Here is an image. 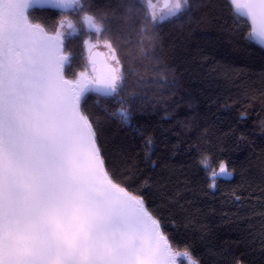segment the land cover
Instances as JSON below:
<instances>
[{
  "label": "trees",
  "instance_id": "obj_1",
  "mask_svg": "<svg viewBox=\"0 0 264 264\" xmlns=\"http://www.w3.org/2000/svg\"><path fill=\"white\" fill-rule=\"evenodd\" d=\"M28 14L48 32L72 22L68 79L89 68L84 41L97 38L84 15L113 42L121 88L86 94L83 108L115 180L143 197L173 251L197 264H264V48L227 0H189L184 13L155 23L145 0H80L66 13ZM221 162L231 176L213 186ZM177 264L188 262L178 256Z\"/></svg>",
  "mask_w": 264,
  "mask_h": 264
},
{
  "label": "snow or ice",
  "instance_id": "obj_2",
  "mask_svg": "<svg viewBox=\"0 0 264 264\" xmlns=\"http://www.w3.org/2000/svg\"><path fill=\"white\" fill-rule=\"evenodd\" d=\"M148 7L156 5L147 0ZM264 47V0H227ZM34 3L62 9L80 0H0V264H177L161 222L130 187L115 180L83 101L88 93L113 95L123 71L102 27L83 17L108 50L103 71L90 54L87 69L65 76L64 27L48 32L30 21ZM189 0L165 3L166 17L188 10ZM158 14L151 13L155 23ZM97 55H104L97 53ZM127 122L129 114L121 112ZM203 166L211 167L207 157ZM231 176L223 162L211 181ZM240 199L239 196L236 197Z\"/></svg>",
  "mask_w": 264,
  "mask_h": 264
},
{
  "label": "water",
  "instance_id": "obj_3",
  "mask_svg": "<svg viewBox=\"0 0 264 264\" xmlns=\"http://www.w3.org/2000/svg\"><path fill=\"white\" fill-rule=\"evenodd\" d=\"M166 2L169 3V0H164V1H163V3H162V8H164V4H165ZM73 7H74V5H73L72 7H70V8L62 9V8H58V7H53V6H51L50 4H48V3H34L30 9H33V8H37V9H51V10H55V11H58V12L66 13V12H68V11H71V10L73 9ZM30 9H29V10H30ZM29 10H28V11H29ZM84 16H85V15H84ZM63 21L67 22V19L65 18ZM82 22H83V25H84V27H85V30H86L88 33H91V34L96 33L93 29H90V28L88 27V25L84 22V19H82ZM65 28H66L67 30H69L66 26H65ZM64 31H65V30H64ZM253 39H254V40L260 45V43H259L254 37H253ZM263 48H264V47H263ZM94 49H96V48H94ZM92 50H93V49H92ZM97 53H102V52H99V51H97V50H94V51H92L91 53H89L88 58H87V63H88V60H89V56H90V54H91V55H93V56L96 58V60H97V71H103V70H104V68H103V64H104V61H105V56H104V55H97ZM103 54H104V53H103ZM65 56H67V55L65 54ZM67 62H68V56H67V60H66L64 66H66ZM88 64H89V63H88ZM93 94L98 95V96H100V97H102V96H106V95H103V94H100V93H93ZM108 96H112V95H108ZM180 258H185V257H183V256L181 255Z\"/></svg>",
  "mask_w": 264,
  "mask_h": 264
},
{
  "label": "rangeland",
  "instance_id": "obj_4",
  "mask_svg": "<svg viewBox=\"0 0 264 264\" xmlns=\"http://www.w3.org/2000/svg\"><path fill=\"white\" fill-rule=\"evenodd\" d=\"M145 1H146V4H147V7H148V2H147V0H145ZM163 1L164 0H151L152 4L156 5V7L154 9H150L148 7V13H149L150 17H151V13L153 11H155L158 14L157 21H163V20L168 19V18H161V17H166V15H167V9L166 8H162ZM171 2H172V0H169V3H171ZM65 26H66V23H65ZM64 30H65V33L66 32L69 33L71 31V29L70 30H66L65 27H64ZM96 39L97 38H93V39L88 38L87 40L90 41L92 44H95L96 43ZM84 47H85L86 54H89L90 52H89L88 46H86L85 43H84ZM96 49H101L104 52V54L107 56L108 50L106 48H104L102 44L100 46H98ZM87 70L89 71V68Z\"/></svg>",
  "mask_w": 264,
  "mask_h": 264
},
{
  "label": "flooded vegetation",
  "instance_id": "obj_5",
  "mask_svg": "<svg viewBox=\"0 0 264 264\" xmlns=\"http://www.w3.org/2000/svg\"><path fill=\"white\" fill-rule=\"evenodd\" d=\"M64 19H65V18H64ZM64 19H63V20H64ZM94 50H97V51H99V52L104 53L101 49H93L92 51H94ZM88 55H89V54H86V59L88 58ZM104 56H105V58H106V55H105V54H104ZM87 64H88V63H87ZM88 65H89V64H88ZM91 70H92V69H91V65H89V72H91Z\"/></svg>",
  "mask_w": 264,
  "mask_h": 264
}]
</instances>
